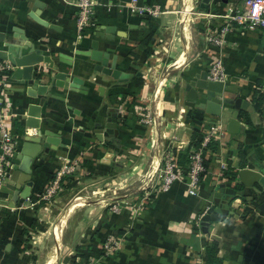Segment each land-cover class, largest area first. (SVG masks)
<instances>
[{
  "label": "crops",
  "instance_id": "crops-1",
  "mask_svg": "<svg viewBox=\"0 0 264 264\" xmlns=\"http://www.w3.org/2000/svg\"><path fill=\"white\" fill-rule=\"evenodd\" d=\"M242 1L208 0L201 6L202 0H96L95 25L76 43L75 0H0V49L7 41L18 46L31 43L53 63L35 66L42 72L39 83L48 87L44 95L30 96L33 90L26 81L11 80L14 69L9 72L7 107L14 113L12 123L23 127V133L14 136V156L25 136L36 133L26 126L25 117L28 106L41 99L40 128L51 132L53 143L41 145L33 157L27 191L23 186L14 190L19 193L16 198L0 192V264L100 259V245L108 235L121 238L122 248L102 258L101 264H210L208 246L213 241L221 264H264V187L259 182L252 187L235 183L241 168L264 174V101L256 100L257 89L264 92V29L229 35L223 51L229 75L223 97L245 101L239 117L243 132L227 131L233 107L222 105L214 122L223 133L208 146L197 195H188L185 184L175 182L165 192L154 187V194L141 202L158 174V146L181 142L183 147L174 149L186 147L191 117H211L187 106L183 92L186 79L207 74L213 59L200 13L220 14ZM150 4L161 6L162 13L139 16L130 10ZM221 21L210 20L212 26ZM149 25L152 39L141 48ZM101 33L103 37H97ZM93 51L120 72L119 79L96 70L100 61L91 57ZM57 72L66 74L68 88L52 85ZM144 105L156 114L151 129L139 121ZM110 109L117 113V135L107 132ZM36 148L31 145L29 150ZM69 159H77L78 168L61 179L50 201L43 200L41 194L56 169ZM231 173L235 178H229ZM22 175L15 172L16 178ZM9 177L8 172L5 183ZM139 187L138 196L134 192ZM227 188L238 194L227 216L210 222L205 231L201 222L196 228L200 212L209 204L208 213L214 212L215 193L222 200ZM125 199L129 205L112 212L111 204Z\"/></svg>",
  "mask_w": 264,
  "mask_h": 264
},
{
  "label": "built area",
  "instance_id": "built-area-1",
  "mask_svg": "<svg viewBox=\"0 0 264 264\" xmlns=\"http://www.w3.org/2000/svg\"><path fill=\"white\" fill-rule=\"evenodd\" d=\"M97 4L96 0H75L74 41L76 43L84 38L88 28L95 25L94 13ZM130 8L132 12L139 16L156 17L159 13H162L161 6L159 7L158 4H150L137 9L133 6H130ZM200 14L201 18L206 20L207 25L204 28L203 35L208 53L213 57L207 70V79L226 84L229 80V75L224 65L223 51L227 38L231 34H242L244 31L264 29V0H243L241 3L232 4L220 14L210 12ZM213 18H220L222 21L218 25L212 26L210 20ZM13 69L14 67L8 60H0V192L5 179L8 177L11 159L16 151L14 126L12 123L14 113L7 107L5 91L6 86L9 84V72ZM138 114L142 125L150 129L151 126L153 128L156 114L150 105H144ZM196 126L201 134L199 136L200 142L197 149L190 155L186 168L181 167L178 163L176 149L172 147L171 143L166 146H158V174L153 176L152 189L141 197L142 203H146L149 197L154 194L156 191L154 187H157L160 192H165L175 182H183L188 195H197L202 175L206 171L204 162L206 151L211 141L222 135L223 129L217 122L201 121ZM77 168V159L63 161L56 169L50 183L42 192L41 198L45 201H50L59 189L61 179L74 173ZM222 168H225V166L223 165ZM141 189L139 187L134 193L138 194ZM127 205H129L127 199L121 202H114L111 204V210L114 213H119L121 208L127 207ZM134 209L136 208L134 207ZM211 209L212 205L209 204L200 212L195 221L196 228L199 227L202 217ZM121 248V238L115 235H108L100 245L101 258L93 259V257H90L84 264H101L100 260L102 258L119 254Z\"/></svg>",
  "mask_w": 264,
  "mask_h": 264
},
{
  "label": "water",
  "instance_id": "water-1",
  "mask_svg": "<svg viewBox=\"0 0 264 264\" xmlns=\"http://www.w3.org/2000/svg\"><path fill=\"white\" fill-rule=\"evenodd\" d=\"M125 3H130L131 0H121ZM208 0H202L201 6L207 4ZM40 23L44 21L36 18ZM16 37V36H15ZM23 37V36H22ZM97 37H103L102 33L97 34ZM24 39V38H22ZM262 44L264 45V33H262L261 38ZM3 48L0 49V60H8L14 70L10 76L11 80H19L22 83L26 81V84L31 88L32 93L30 96L44 95L47 91V85L39 83L42 77V72L38 71L35 67L40 62L49 63L51 67L53 66L52 61L49 57L43 56L41 50L36 48L31 43H23L22 45H13L12 42L7 41L3 43ZM97 42H92V48L96 49ZM25 50V52H24ZM100 52L93 51L90 53L93 59L100 61L96 70L103 73L104 75L110 76L113 79H119L120 72L114 69V66L108 65L105 59H99ZM107 55V53H105ZM107 57V56H105ZM69 81L67 80L66 74L62 72H57L52 76V85L57 87L68 88ZM71 86V85H70ZM224 84L219 81H209L207 80L206 72L195 76L194 79H186L183 84L184 98L186 99V105L194 109L195 112L205 113L211 117H205L203 121L214 122L216 117L221 115L222 105L227 104L233 107L230 113V117L227 121L226 129L229 133H242L243 127L239 125V117L241 104L245 103L241 98L230 99L223 97ZM43 105V99L39 101L38 104H31L28 106L27 116L25 117V124L28 127L36 129V133L33 136H25V142L23 143L20 152H18L12 158V168L9 171V179L1 190L13 194V198L19 193H14V190H18L23 186L22 189L27 191V188L32 185L31 181V169L30 164L34 156L41 150V145L47 146L48 143H53L50 138L51 132L48 130H41L40 128V116H41V106ZM112 117L107 119L106 124L107 132L114 133L117 135V113L114 109H110ZM202 121V120H201ZM200 121V122H201ZM187 131L191 132V128H187ZM31 145H36L37 148L34 152L29 149ZM174 147H183V143L176 142ZM19 170L22 172L20 178L15 177V172ZM259 182L264 187V174L260 171H253L250 168H241L238 171L237 179L235 183L237 185H243L245 187H252L255 183ZM227 194L221 200L220 193H215L214 203L217 206L214 212L205 214L201 219V225L203 230L210 222L223 220L228 214L229 204L233 201V196L238 195L235 189L227 188L225 189ZM17 194V195H16ZM18 197V196H17ZM20 197L26 198V194H21ZM222 264H227L223 262Z\"/></svg>",
  "mask_w": 264,
  "mask_h": 264
},
{
  "label": "trees",
  "instance_id": "trees-1",
  "mask_svg": "<svg viewBox=\"0 0 264 264\" xmlns=\"http://www.w3.org/2000/svg\"><path fill=\"white\" fill-rule=\"evenodd\" d=\"M145 22H147V24H149V22H150L149 17L145 18ZM152 36H153V30L150 28V25H149V32L144 37V39L142 40L141 48L146 47L148 42L152 39ZM256 100L260 104L264 101V92H259V89H257ZM191 120H192L191 121L192 132H191L189 144L182 149H176V155H177L178 163L183 168L187 167L190 155L193 153L194 150L197 149V147L199 146V142H200L199 136L201 134L199 132H197V128H196L197 126L196 125H198L201 120H196L193 117H191ZM13 126H14V134H16V133L22 134L23 133V127L20 125V123L18 121H14ZM234 176H235L234 173H231L229 175V178L233 179V178H235ZM208 251H209L210 264H221V259L217 257V243L216 242H214V241L209 242Z\"/></svg>",
  "mask_w": 264,
  "mask_h": 264
},
{
  "label": "rangeland",
  "instance_id": "rangeland-1",
  "mask_svg": "<svg viewBox=\"0 0 264 264\" xmlns=\"http://www.w3.org/2000/svg\"><path fill=\"white\" fill-rule=\"evenodd\" d=\"M89 258H90V256H87V258H85L83 261H79L77 263L73 262V264H84L88 261ZM93 259H97V258L94 256Z\"/></svg>",
  "mask_w": 264,
  "mask_h": 264
}]
</instances>
